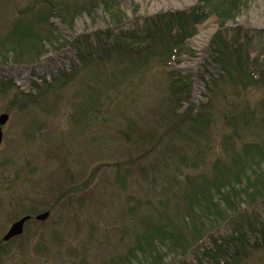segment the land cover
Segmentation results:
<instances>
[{
  "label": "rangeland",
  "instance_id": "rangeland-1",
  "mask_svg": "<svg viewBox=\"0 0 264 264\" xmlns=\"http://www.w3.org/2000/svg\"><path fill=\"white\" fill-rule=\"evenodd\" d=\"M115 1L117 23L95 0L72 30L51 19L71 46L34 63L0 60V264H114L142 223L173 227L163 203L186 178L264 136V85L244 71L264 70V0L223 24L201 0ZM41 5L0 0V27ZM200 8L196 21L189 13ZM24 212L22 234L2 241ZM241 213L256 223L220 222L166 264H264V201Z\"/></svg>",
  "mask_w": 264,
  "mask_h": 264
},
{
  "label": "trees",
  "instance_id": "trees-1",
  "mask_svg": "<svg viewBox=\"0 0 264 264\" xmlns=\"http://www.w3.org/2000/svg\"><path fill=\"white\" fill-rule=\"evenodd\" d=\"M41 1L43 5L37 9L29 6L19 11L9 25L0 27L2 63H6L5 61L16 64L34 63L49 50H58L65 45L71 46L66 43L51 19L57 17L61 24L72 30L75 26V18L79 14L85 12L90 16L94 13L95 0H90L91 3L81 6L73 5L67 0ZM248 1L201 0L199 5L201 8H207V11L214 14L223 24L227 20H234L240 13L241 7H245ZM96 3L102 7L113 23H117L120 8L117 1L96 0ZM201 8L199 13L195 10L189 13L194 12L192 15L196 21L206 16ZM143 36V34L134 37L123 34L120 37L136 43L140 42ZM78 41L80 43V40ZM180 43L182 41L176 40L174 44ZM216 43L218 44L217 39ZM224 44L229 52H234L229 44ZM73 45L77 47L78 44L75 42ZM106 47L111 49L113 45L109 44ZM127 47L133 49L130 44ZM94 49L96 50V47ZM99 49L105 51V47L101 46ZM240 50L237 51L238 55L235 53L236 58L233 62L236 66L242 62L243 48ZM87 55L88 53L80 51V60L86 59ZM244 71L248 79L264 85V70L259 72L260 74L249 68ZM261 131L264 133L263 126ZM184 181L185 187L176 194L174 192L163 203L166 219L170 221L172 217L173 227H167L161 232L159 227L142 223L141 228L131 231L126 249L114 264H166L170 258L175 259L185 255L198 239L220 222L238 219V230L243 226H253L256 221L254 220L253 224L248 223L245 218H241V211L251 206L258 207L264 201V136L260 139L258 137L257 140L230 145L223 158H218L208 172L186 178ZM25 213L27 212L21 215H26ZM175 220L178 222V228L181 225L180 228L183 229L175 228ZM233 243L234 240L231 238L225 245ZM227 248L229 247L222 249L221 252H225ZM215 254L216 251H213L211 256L215 257Z\"/></svg>",
  "mask_w": 264,
  "mask_h": 264
},
{
  "label": "water",
  "instance_id": "water-1",
  "mask_svg": "<svg viewBox=\"0 0 264 264\" xmlns=\"http://www.w3.org/2000/svg\"><path fill=\"white\" fill-rule=\"evenodd\" d=\"M8 115L6 113H1L0 114V143L2 140V131H1V126L7 121ZM48 215V212H42L39 213L35 216L36 219L43 220L46 218ZM29 216H22L15 220L8 228L6 233L3 235V240L7 241L11 239L14 236H18L23 232L24 229V224L28 220Z\"/></svg>",
  "mask_w": 264,
  "mask_h": 264
}]
</instances>
